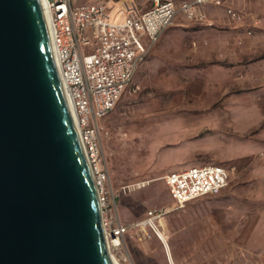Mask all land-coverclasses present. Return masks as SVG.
<instances>
[{"label":"rangeland","instance_id":"374dc122","mask_svg":"<svg viewBox=\"0 0 264 264\" xmlns=\"http://www.w3.org/2000/svg\"><path fill=\"white\" fill-rule=\"evenodd\" d=\"M227 2L242 9V20L225 5L207 8L206 21L179 11L102 118L115 188L152 179L117 196L126 221L174 203L164 173L233 166L224 188L166 214L162 227L178 264H264V0ZM114 4L142 10L152 0ZM129 236L134 264H170L150 225Z\"/></svg>","mask_w":264,"mask_h":264},{"label":"water","instance_id":"95a60500","mask_svg":"<svg viewBox=\"0 0 264 264\" xmlns=\"http://www.w3.org/2000/svg\"><path fill=\"white\" fill-rule=\"evenodd\" d=\"M0 264H117L45 0H0Z\"/></svg>","mask_w":264,"mask_h":264},{"label":"built area","instance_id":"2783aa9c","mask_svg":"<svg viewBox=\"0 0 264 264\" xmlns=\"http://www.w3.org/2000/svg\"><path fill=\"white\" fill-rule=\"evenodd\" d=\"M114 1L45 0L55 34L60 74L98 188L108 247L120 264H134L127 241L132 228H163L164 218L172 209L228 185L233 166L208 162L164 173L162 178L174 203L149 208L144 217L126 221L119 211L117 196L150 180L121 181L115 188L105 144L111 129L102 123V118L115 106L150 47L174 23L179 11L189 18L206 21V4L214 3L225 5L235 19L242 20L245 14L227 0H152L142 10L135 6L122 9ZM255 23H260V19L255 18Z\"/></svg>","mask_w":264,"mask_h":264},{"label":"bare ground","instance_id":"6f19581e","mask_svg":"<svg viewBox=\"0 0 264 264\" xmlns=\"http://www.w3.org/2000/svg\"><path fill=\"white\" fill-rule=\"evenodd\" d=\"M149 180H152V179H149ZM156 233L164 244L169 262L171 261L173 264H178L176 257H175V254H174V250H173L171 241L169 240L166 232L163 230V228L160 227V228H158V231H156ZM115 260H116L117 264H120L117 261V259H115Z\"/></svg>","mask_w":264,"mask_h":264},{"label":"crops","instance_id":"0c3cea01","mask_svg":"<svg viewBox=\"0 0 264 264\" xmlns=\"http://www.w3.org/2000/svg\"><path fill=\"white\" fill-rule=\"evenodd\" d=\"M214 6L217 7V6H219V5H216V4H214V3H207V4H206V10H207V8L209 9L210 7H214ZM234 6H235V5H234ZM235 7H237V6H235ZM207 13H208V17H210V16H209V12H208V10H207ZM249 17H250V19L252 20V22H253L254 24H257V23H255V18H256V17H255L254 15H253V16L250 15ZM249 29H250V28H249ZM247 31H248V29H247ZM177 169H182V168H177ZM129 238L131 239V237H130L129 234H128V235H127V241H128Z\"/></svg>","mask_w":264,"mask_h":264}]
</instances>
